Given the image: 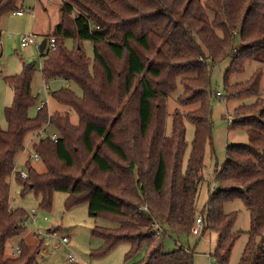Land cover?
Listing matches in <instances>:
<instances>
[{"label": "trees", "instance_id": "16d2710c", "mask_svg": "<svg viewBox=\"0 0 264 264\" xmlns=\"http://www.w3.org/2000/svg\"><path fill=\"white\" fill-rule=\"evenodd\" d=\"M18 2L0 0V22L18 10ZM59 12L50 37L55 49L40 53V73L45 81L59 79L81 90L80 97L69 88L50 93L75 111L78 123L73 125L66 113L50 114L46 104L29 116L36 103L34 65L23 63L19 75L4 77L13 99L4 111L7 129L0 128V264H36L23 240L17 257L5 254L7 243L25 233L29 218L10 206L12 177L22 194L38 196L40 208L51 206L54 192H66L67 208L87 203L90 216L110 220L112 228L92 230L103 243L97 256L127 242L132 249L126 261L144 247L136 264H193L190 249L166 252L162 240L167 234L189 236L194 225L204 145L211 139L210 71L226 60L231 63L223 73L227 100L256 99L234 109L233 123L248 127V143L226 147L224 165L214 172L219 189L201 212L202 234H217L213 257L217 264H228L243 232L233 230L237 214L225 212L224 204L240 199L250 224L237 264H264L263 73H253L245 83L229 82L231 74L243 72L244 63L264 64V0H63ZM64 40H72L73 48ZM83 41L93 46L92 60ZM177 85L183 88L179 106L195 108L175 109L167 135V102ZM184 119L195 128L185 170ZM47 122L57 142L45 138L33 144L45 172L26 161L27 176L21 178L15 171L17 156L27 136Z\"/></svg>", "mask_w": 264, "mask_h": 264}, {"label": "rangeland", "instance_id": "374dc122", "mask_svg": "<svg viewBox=\"0 0 264 264\" xmlns=\"http://www.w3.org/2000/svg\"><path fill=\"white\" fill-rule=\"evenodd\" d=\"M63 0H19L18 7L22 9L34 10V16L24 15L21 18L14 16L12 13L5 15L0 22V128L7 129L5 119V108L10 105L13 99V91L5 83L4 77L19 75L22 71V65H34V77L31 83V91L36 98L35 105L29 110V116L35 117L37 114L36 106L40 102H46L50 114H64L70 117V122L77 125L78 117L74 110L67 108L50 95L51 92L63 88H69L77 97L82 96L81 90L72 83L63 80L45 81L40 74V67L43 61L38 48L34 45L20 48L21 35L27 31L34 34L35 41L39 45L44 39L53 37L56 25L60 20L59 8ZM31 27V28H29ZM64 45L68 49L73 48L72 40H64ZM15 46V49L13 47ZM82 48L89 59H93V46L89 41L82 42ZM231 66L230 60L214 66L210 71L211 89L213 91L210 98V126L211 139L204 145V167L202 169V182L200 183L197 201L196 217L201 215L205 209L209 195L219 188L213 183L214 172L219 171L225 162V149L231 144H247V126L234 125V109L241 105H251L256 96L249 95L236 97L226 101L219 100L216 93L223 96V73ZM243 72L233 73L230 75L231 84L241 82L245 83L249 77L256 72L262 71L260 97H264V64L249 61L243 64ZM230 68V67H229ZM216 92V93H215ZM183 93V88L177 85L174 92L170 94L167 102L166 117V134L172 132V114L175 109L181 112H187L192 107H180L177 99ZM226 98V96H225ZM227 99V98H226ZM185 129V141L187 149L184 154L183 170L186 168L190 155V148L194 139L195 128L187 120H183ZM53 129V127L51 126ZM33 135L27 136L25 143L28 146ZM25 145V146H26ZM30 150V148H28ZM26 154H19L15 171H24L26 163ZM31 163L30 161H28ZM31 166L38 172L44 173L45 167L41 162L31 163ZM96 177V173H95ZM10 183V206L24 210L29 218L25 223V233L23 241L26 244L29 254H35L36 264H136L146 253V248L141 247L130 260L126 261V255L132 249L127 242H120L115 245L106 254L97 256L103 246L102 240L92 235L94 227L112 228L114 224L100 216L93 217L89 215L88 204L82 203L71 208H67L66 198L68 193L56 191L53 194L51 206L49 208H40V199L32 191L21 193V185L18 184L14 177L9 180ZM225 212H235L237 219L233 230L241 231L243 234L235 242L228 264H237L241 256L245 243L247 241L246 232L249 230V211L245 208L242 200L224 204ZM47 218L45 221L44 218ZM194 226V225H193ZM193 228V227H192ZM57 231L58 236H66L69 243L64 246L58 239L43 242L38 232L46 234L48 231ZM204 230V227H203ZM203 233V231H202ZM201 233L200 237L192 234L189 236L173 237L167 234L162 240V250L169 252L178 247L190 249L193 254V264H217L213 254L216 248L217 234L212 231ZM158 235V234H157ZM20 237L14 238L7 243L5 254L7 257H17L15 252L19 248ZM14 249V250H13ZM72 252L76 257L75 263L66 261L65 255Z\"/></svg>", "mask_w": 264, "mask_h": 264}, {"label": "built area", "instance_id": "2783aa9c", "mask_svg": "<svg viewBox=\"0 0 264 264\" xmlns=\"http://www.w3.org/2000/svg\"><path fill=\"white\" fill-rule=\"evenodd\" d=\"M27 12L29 14H31L32 16H34V10L28 9ZM23 10L19 9L17 11L14 12V14L16 16H22L23 15ZM30 45H34L38 48L39 50V45H37V42L35 41L34 38V34L32 32H26L24 34L21 35V39H20V48H26L27 46ZM55 49V39L54 38H49L46 39V45H45V49L43 51V53L45 51L48 50H54ZM216 96L219 98V100H223L226 101L227 99L225 98V96H223L221 93L217 92ZM47 105L46 102H40L37 106H36V110H40L41 108H43L44 105ZM33 140L30 141V143L28 144V146L26 145L23 149L22 153H27L26 154V160L32 162V163H36V162H40V157L38 155V153L35 151L34 149V142H37L40 139H45V138H49L52 142H57L59 136L57 134V132H55L54 129L51 128V125L49 124V122H47L42 128H40L39 130L36 131V133L32 136ZM28 148H30V150H28ZM17 163V162H16ZM16 167V164H15ZM21 176V178H26L27 173L26 171H20L18 172ZM146 211V208L144 209ZM44 220L46 221L47 218L45 217ZM203 218L201 215H198L197 217H195V221H194V226L192 228V234L196 237H200L201 233L203 231ZM161 228L158 222H155L154 226H153V231L155 232V234H159ZM37 235H39L41 237V240L43 242L46 241H50L53 239H58L60 241L61 244H63L64 246H66L69 243V240L66 236H58L57 231H48L46 234H43L42 232H38ZM14 250V249H13ZM15 252L17 255H19L21 253L20 248H16ZM66 257V261L69 263H75L76 262V257L72 252H69L65 255Z\"/></svg>", "mask_w": 264, "mask_h": 264}, {"label": "crops", "instance_id": "0c3cea01", "mask_svg": "<svg viewBox=\"0 0 264 264\" xmlns=\"http://www.w3.org/2000/svg\"><path fill=\"white\" fill-rule=\"evenodd\" d=\"M19 9L23 10V9H22V6H21L20 8L18 7V10H19ZM28 9H29V8H28ZM28 9H27V10H28ZM23 12H24V13H23L22 16H16L14 13H12V14H13L14 16L18 17V18H21V17H23L24 15H30L31 17H33V16H32L31 14H29L27 11L25 12V10H23ZM29 28H31V27H29ZM31 29H32V28H31ZM29 31L31 32V30H29ZM27 32H28V31H27ZM40 74H41V73H40ZM57 80H58V79H57ZM17 158H18V157H17ZM16 162H17V159H16ZM20 240H23V237H20Z\"/></svg>", "mask_w": 264, "mask_h": 264}, {"label": "water", "instance_id": "95a60500", "mask_svg": "<svg viewBox=\"0 0 264 264\" xmlns=\"http://www.w3.org/2000/svg\"><path fill=\"white\" fill-rule=\"evenodd\" d=\"M45 45H46V39H44L40 44H39V52L43 53L44 49H45ZM13 49H15V46L13 47Z\"/></svg>", "mask_w": 264, "mask_h": 264}]
</instances>
